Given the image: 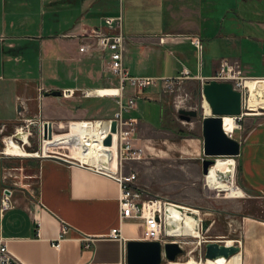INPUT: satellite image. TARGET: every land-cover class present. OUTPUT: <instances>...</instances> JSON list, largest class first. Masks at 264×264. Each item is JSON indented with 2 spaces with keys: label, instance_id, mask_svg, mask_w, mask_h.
<instances>
[{
  "label": "crops",
  "instance_id": "obj_1",
  "mask_svg": "<svg viewBox=\"0 0 264 264\" xmlns=\"http://www.w3.org/2000/svg\"><path fill=\"white\" fill-rule=\"evenodd\" d=\"M124 1L0 0V124L12 132L25 118L49 120L54 135L48 156L0 154V194L3 186H9L12 197V206L0 211V235L24 264H128L126 240L142 237L140 220L119 218L116 180L81 166L73 160L79 156L76 149L68 150L60 140L72 136L71 123L77 119L109 118L117 109L88 115L80 103L87 97L76 93L78 88L116 83L104 68L108 50H79L80 44L94 41L93 29H107L102 16L122 15L123 64L131 74L176 76L188 70L184 78L201 81L197 74L203 80L211 77L219 59L227 56L239 60L247 75L264 76V0H127L137 8L141 29L125 14ZM185 34L200 35V58ZM29 56L36 59L38 74L27 64ZM153 65L155 71H148ZM246 84L250 110L242 117L241 129L235 131L240 143L235 175L244 189L264 197V79ZM40 86L45 88L43 93ZM63 88L73 90L72 94H46ZM163 91L161 84L139 90L136 107L123 112L137 118V135L150 131L159 140L169 137L164 133L168 124L163 117L167 105ZM108 98L116 103L115 98ZM139 98L158 107L159 117L141 120L135 114L142 112ZM93 129L92 120L80 127L81 158L90 155L92 163L113 169L115 155L99 156L90 142L88 152L84 150L85 136ZM175 145L183 147V143ZM159 150L162 155L169 152L167 146ZM195 174L181 167L177 180L182 184ZM237 188L232 196L244 194ZM183 208L190 213L182 214V207L169 205L170 215L186 217L185 230L195 236L201 233L196 228L199 218H213L211 211L200 209L195 215L191 206ZM224 215L231 226L233 213ZM62 224L67 228L55 247L51 242L58 238ZM118 226L125 241L109 237L111 228ZM240 232L242 264H264V219L243 218ZM82 236L92 238L89 246H84Z\"/></svg>",
  "mask_w": 264,
  "mask_h": 264
},
{
  "label": "built area",
  "instance_id": "obj_2",
  "mask_svg": "<svg viewBox=\"0 0 264 264\" xmlns=\"http://www.w3.org/2000/svg\"><path fill=\"white\" fill-rule=\"evenodd\" d=\"M102 23L107 27L104 29H93L91 35L94 38L92 43L84 42L79 45L80 51H87L92 48H97L100 50H108L109 59L105 61L104 68L107 69L116 79V83L104 86L100 88H90L83 87L76 89V93L81 97L88 96H108L113 97L116 100L118 108L115 110L112 117H92V118H79L74 123H71V128L74 132L71 137H61L65 147L68 150L76 149L79 156H75L74 161L78 162L81 166L90 168L92 170L103 172L108 176L112 177L119 186L118 194V211L120 220L124 219H135L140 220L142 223V239L147 240H159L163 246L165 242H177L183 249L187 248L191 252L195 251L199 254L201 259H206L204 256V244L208 240H215L225 244H236L241 247V237H224L223 235H215L209 237L205 234L206 230L209 228V224L206 223L204 227V222L206 219L199 218L196 223V228L199 230V235L195 236L192 233H188L185 230V225L183 224V218H173L170 216L169 205H176V202L163 199L160 196H147L143 192V189L138 184V174L136 171H125L123 169L124 161L128 158H138L141 155L142 146H136V140L138 139L137 128L138 121L136 117L128 116L124 117L123 112L129 111L136 107V97L139 90L145 87L161 84L164 91H169L173 89V81L176 80L181 82L188 70H185L182 74L176 76H156V75H134L129 72V70L123 64V52H124V41L125 35L122 30V15L118 16H102ZM191 42L194 44L197 50L198 57H201L202 40L198 34H185ZM196 77H200L201 83L203 78L197 74ZM253 76H249L244 72L243 66L239 60L223 56L219 59V64L217 69L211 78L218 80H226L232 83L233 87L237 88L241 92V112L239 114H233V120L235 125L225 132L233 137L236 130L241 129V120L245 114H248V88L245 85V79ZM259 78H264L260 76ZM44 87H39V92L43 93ZM103 90V91H100ZM105 90V91H104ZM61 95L67 96L71 95L73 90L71 89H61ZM125 97V100H124ZM108 119V125L104 123V120ZM87 120L94 121L95 129L91 133L85 136L84 142L86 143L85 151L88 152L87 145L89 142L96 148L95 152L105 155L107 152L114 151V168L107 169L102 166L101 163H92L88 159L90 155H84L81 152V135L80 127L85 126ZM115 120V130H111V122ZM45 120H38L34 118H25L23 122L18 124L20 128L24 130V138L18 136L17 126H15L14 131L10 133L12 139H14L17 145L29 149V152L35 151V153L28 154L32 156H48L52 153L48 150V146L54 138L53 131H51V136L44 135L43 122ZM3 126L5 123H1ZM72 129V130H73ZM108 129V130H107ZM224 129V128H223ZM107 130V131H105ZM108 132V133H107ZM111 133V134H110ZM110 135V142L105 143V139ZM7 136V135H6ZM37 140L38 144L36 148L32 147V139ZM4 141V140H3ZM88 141V142H87ZM5 142V141H4ZM6 144V142H5ZM43 147H46L44 154ZM111 147V148H110ZM83 150V151H84ZM96 153L94 155L96 156ZM0 154L3 155H14L12 153L6 152L5 148L0 150ZM87 154V153H86ZM93 156V154H92ZM235 156V155H231ZM101 157V158H102ZM235 173V171H234ZM205 174H203L204 176ZM204 186L209 187L206 183V178L204 176ZM233 185L237 186L233 174ZM210 189V187H209ZM216 189V195H219L223 189H218L217 187L211 188ZM214 191V190H213ZM229 194L227 193L225 196ZM12 206L11 188L9 186H3L0 194V211L10 208ZM188 212V209L182 207V214ZM37 223L38 220H37ZM67 226L65 224L61 225V231L56 240H52V245L59 247L60 240L63 237V233L66 231ZM39 229H37V235H39ZM109 237L125 241V237L122 235L119 226L111 228L109 232ZM80 239L83 241L84 246H89L91 237L82 236ZM227 240L229 242H227ZM187 246V247H186ZM240 250V249H239ZM162 256L164 253L162 251ZM164 259V257H163ZM0 264H24L19 260L7 247L5 238L0 235Z\"/></svg>",
  "mask_w": 264,
  "mask_h": 264
},
{
  "label": "rangeland",
  "instance_id": "obj_3",
  "mask_svg": "<svg viewBox=\"0 0 264 264\" xmlns=\"http://www.w3.org/2000/svg\"><path fill=\"white\" fill-rule=\"evenodd\" d=\"M123 5L126 7L125 14L135 21L136 27L141 29V25L136 20L137 8L132 6L127 0L124 1ZM27 64H31L34 72L38 74L39 67L36 69L34 56L29 58V63ZM149 69L148 71H155V66H150ZM173 82L174 87L172 90L163 91L167 100L163 117L165 123L168 124L165 128L167 131H164V133L169 134V137L159 140L155 137L153 138V133L150 131L138 134L135 145L142 146L141 155L138 158L126 159L124 161V169L125 171L137 172L138 184L147 196H160L163 199L176 202L180 207L191 206L195 211V215L198 214L200 209L211 211L213 218L206 219V223L210 226L205 234L209 237L215 235H223L225 238L239 236L241 233L240 223L243 218L264 219V197L250 192L240 185L235 175L238 164L236 156H233L235 158L234 179L243 189L244 194L242 196H232L230 193V196H225L227 190L216 195V189H213V191L203 185L204 176L201 159L204 154L200 148V145H202L201 121L202 117L208 113L205 112L203 107L204 97L201 91V81L196 78H183L181 82L176 80ZM137 101H140L142 112L136 111L135 114L141 120L152 119L153 115L159 117L158 107L155 109L152 104L144 102L141 98L137 99ZM80 103L81 106L87 109L88 115L99 109L102 113L111 108H118L117 104L106 96H90L84 98ZM181 107L194 108L197 114L189 120L181 119L177 112V109ZM261 110H264V108H261ZM125 114L123 113V116L128 117ZM6 128L0 124V150L5 148L3 136L11 133ZM72 131L74 132V129ZM235 136L236 133L233 134V137ZM32 140L31 145L36 148L38 142L34 138ZM174 143H183V147L179 148ZM165 146L168 147L169 152L166 155H162L163 151L159 150V148ZM187 156H191L192 159H186ZM224 156L228 155H215L213 157L224 159ZM181 167H185L191 174L196 172L195 177L180 184L177 176L178 168ZM169 205L172 207L177 206ZM214 211H219V213ZM228 213H233V219L230 221L231 226L227 223L229 219L224 215ZM173 218L186 217L173 216ZM191 227L195 228L194 225ZM185 257L186 255H183L181 259ZM164 262L166 261L163 259L161 264Z\"/></svg>",
  "mask_w": 264,
  "mask_h": 264
},
{
  "label": "water",
  "instance_id": "obj_4",
  "mask_svg": "<svg viewBox=\"0 0 264 264\" xmlns=\"http://www.w3.org/2000/svg\"><path fill=\"white\" fill-rule=\"evenodd\" d=\"M202 95L207 101L210 113L205 114L201 121L202 151L201 159L203 174L207 173L209 165L215 160V155H237L240 149L239 140L229 136L222 126L224 114H239L241 112V92L226 80L206 78L201 83ZM46 94L59 96L61 91L53 89ZM178 116L189 120L197 114L194 108H178ZM109 120L105 119L106 127ZM44 135L51 136L52 122H43ZM111 130H115V120L111 122ZM110 142V135L105 143ZM204 227L206 222H204ZM125 257L128 264H161L164 259H174L177 254L183 252V248L177 242H165L162 246L159 240H147L142 238H130L125 242ZM204 256L214 258L220 255L228 257L240 248L236 244H225L215 240H208L204 244ZM162 251L164 256H162Z\"/></svg>",
  "mask_w": 264,
  "mask_h": 264
},
{
  "label": "bare ground",
  "instance_id": "obj_5",
  "mask_svg": "<svg viewBox=\"0 0 264 264\" xmlns=\"http://www.w3.org/2000/svg\"><path fill=\"white\" fill-rule=\"evenodd\" d=\"M203 44V43H202ZM189 74V73H188ZM255 79H264L259 77H248L245 79V85L247 86V82L250 80ZM248 88V87H247ZM103 91V90H100ZM105 91V90H104ZM249 94V93H248ZM102 97V96H101ZM203 107L206 113H210V108L207 103V101L204 98ZM234 120L233 116L231 114H224L222 116V126L224 130L230 129L232 126H234ZM17 126V132L16 134L18 136H21L24 138L25 133L20 126ZM10 133L7 136H3V140L6 142L5 144V150L8 153L12 154H18V155H28L35 153V151L32 150V152H29V149L21 147V145H17L16 141L12 139ZM16 143V144H14ZM106 154H114V151L107 152ZM97 161V160H96ZM235 171V160L233 156H224L223 158L216 157L215 160L209 165V169L207 171V174H205L206 183L210 188L217 187L218 189L228 190L230 194H237V186L233 185V174ZM229 195V194H227ZM208 219V218H207ZM186 219L184 218L183 222L185 223ZM227 242H229L227 240ZM183 255H186L184 259H181ZM167 262L171 263H178L183 264L185 262H196L195 264H242V251L241 249L232 253L228 257H225L223 255L210 258L207 257L206 259H201L199 257V254L195 251H190L187 248L183 249V252L176 255L174 259H164Z\"/></svg>",
  "mask_w": 264,
  "mask_h": 264
}]
</instances>
